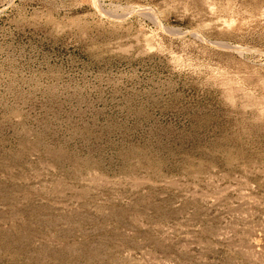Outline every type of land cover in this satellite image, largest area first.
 I'll return each mask as SVG.
<instances>
[{
    "label": "rangeland",
    "instance_id": "obj_1",
    "mask_svg": "<svg viewBox=\"0 0 264 264\" xmlns=\"http://www.w3.org/2000/svg\"><path fill=\"white\" fill-rule=\"evenodd\" d=\"M0 264H264V0H0Z\"/></svg>",
    "mask_w": 264,
    "mask_h": 264
},
{
    "label": "bare ground",
    "instance_id": "obj_2",
    "mask_svg": "<svg viewBox=\"0 0 264 264\" xmlns=\"http://www.w3.org/2000/svg\"><path fill=\"white\" fill-rule=\"evenodd\" d=\"M151 13V12H150ZM154 15V14H153Z\"/></svg>",
    "mask_w": 264,
    "mask_h": 264
}]
</instances>
